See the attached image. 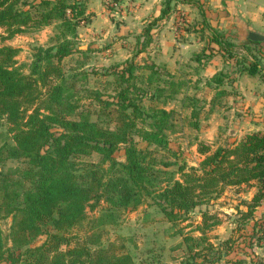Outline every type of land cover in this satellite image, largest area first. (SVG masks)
<instances>
[{
  "label": "trees",
  "instance_id": "16d2710c",
  "mask_svg": "<svg viewBox=\"0 0 264 264\" xmlns=\"http://www.w3.org/2000/svg\"><path fill=\"white\" fill-rule=\"evenodd\" d=\"M87 1L0 0V30L8 39L53 26L50 44L37 47L28 65L18 63L19 49L0 47V264H135L123 239L103 244L101 233L121 211L146 202L171 230L177 228L179 264H247L255 244L264 243V221L251 225L264 202V133L213 149L200 143L198 166L168 171L175 163L158 157L170 150L177 111L166 108L179 103L196 119L201 101L186 93V81L175 82L164 68L137 61L158 22L174 12L172 4L192 0H164L160 16L136 38L132 57L101 69L86 67L88 51L78 47V29L91 21ZM176 32L178 43L189 34L205 43L194 59L215 51L233 59L238 73L264 82L250 47H243L248 54L238 53L204 18L184 20ZM226 78L218 73L207 83L218 90ZM223 93L216 91V97ZM120 148L124 161L113 156ZM228 188L234 194L243 188L255 192L250 203L236 206L242 233L215 246L207 234L220 220L211 212ZM88 210L97 216L89 217ZM7 220L5 235L1 223Z\"/></svg>",
  "mask_w": 264,
  "mask_h": 264
},
{
  "label": "crops",
  "instance_id": "0c3cea01",
  "mask_svg": "<svg viewBox=\"0 0 264 264\" xmlns=\"http://www.w3.org/2000/svg\"><path fill=\"white\" fill-rule=\"evenodd\" d=\"M163 1L88 0L86 8L87 14L91 15V21L87 26L78 29V37L81 38V29L87 28L93 35L99 31L105 32L104 35L116 32L113 40L117 38L118 41L126 42L136 40L145 23L160 16ZM192 2L193 4H172L174 12L169 18L158 22L157 28L151 32L152 43L146 52L138 56L137 61L146 60L164 68L175 82L186 81L191 85V95L199 100L202 93L207 94V99L202 95L204 100L202 106L208 108L205 118L210 120L220 111L222 120H230L235 128L228 130L231 142L241 140L248 133H264V82L261 77L238 73L233 59L226 61L215 51L211 57L205 58L206 60L194 59L205 46L196 34L186 35L187 40L183 43H178L176 38L177 24L184 20L189 23L204 18L210 27L225 34L235 45L238 53L248 54L243 47H250V53L257 57V62L264 71V41H252L248 37L250 33L264 37V0H192ZM107 7L111 11H108ZM205 34L207 35V32ZM208 54L209 51L206 50L205 57ZM146 55L148 56L142 57ZM129 57L127 56L126 60ZM218 73L227 75V78L217 90L207 82ZM216 91L224 93L218 98ZM169 106L171 104L167 106V110L173 108ZM205 108L203 107L204 110ZM228 112L230 119L226 115ZM228 191L234 193L230 188L226 189V192ZM261 205L262 209L259 212L264 214V202ZM255 250L253 249L254 252Z\"/></svg>",
  "mask_w": 264,
  "mask_h": 264
},
{
  "label": "rangeland",
  "instance_id": "374dc122",
  "mask_svg": "<svg viewBox=\"0 0 264 264\" xmlns=\"http://www.w3.org/2000/svg\"><path fill=\"white\" fill-rule=\"evenodd\" d=\"M108 11H111L110 8H108ZM80 33L81 38H79L78 47L79 50L88 51V60L85 63L88 68L101 69L110 67L113 64L122 63L126 60L127 56L131 58V54L135 50V40L129 42L125 40L118 41V38L117 40H113V37H115L113 35L116 32L104 35L105 32L99 31L93 35L85 28L81 29ZM6 35L3 30H0V47L10 46L19 49L18 63L28 65L37 47H47L50 44V38L53 36V26L38 32L16 35L11 39H8ZM185 89L186 93L190 96L193 95H191L192 89L190 84H187ZM202 95L207 99V94L202 93ZM202 95L198 106L203 109L205 106H202V102L204 101L202 100ZM169 107H173L177 111L176 132L169 136V152H162L158 157L161 161L165 160L175 163L168 171H175L179 165L183 164L187 167L198 166L201 161V156L198 153V145L200 143L210 145L212 149L226 143H231L228 130H235V128L230 120L221 119L220 111L215 113L213 118L207 120L205 114L208 108H205L193 120L187 118L189 112L182 110L179 103H171ZM226 115L230 119L229 112ZM191 123H197L198 127H194ZM1 132H3L2 128H0ZM134 140L138 141L137 138H134ZM138 147L144 149L146 145L138 142ZM113 156L118 161H124L123 148H120ZM92 160L96 159L92 158ZM253 191V189L246 190V188H243L238 195L225 191V194L217 199L215 208L211 213L217 214L220 224L207 234L215 246H218V244L230 237L236 238V235L242 233L237 232V222L241 220V215L238 214L236 206L240 202L250 203ZM148 204L146 202L136 209L128 208L121 211L113 225L111 224L103 228L101 233L102 243L104 244L107 241L120 243V238L123 239L124 252L131 257L132 262L135 264H179L180 258L183 256V248L180 247L181 238L173 236L177 228L171 230L167 220ZM261 206L255 211L251 225L255 221H264V214L259 212L262 209ZM240 210L243 212L245 207L240 206ZM88 216L95 218L97 216L96 210L93 212L88 210ZM9 224L10 220L1 223V228L5 235L8 234ZM184 225L181 224L182 227ZM252 228V226H248V232L252 231ZM187 230H183L184 233ZM195 235L197 234L195 233ZM43 240L44 237L40 239V241ZM263 245V242L255 244L253 248L256 249L255 252L252 251L251 256L247 259L242 255L238 257L246 259L247 264H258V262L264 260Z\"/></svg>",
  "mask_w": 264,
  "mask_h": 264
},
{
  "label": "water",
  "instance_id": "95a60500",
  "mask_svg": "<svg viewBox=\"0 0 264 264\" xmlns=\"http://www.w3.org/2000/svg\"><path fill=\"white\" fill-rule=\"evenodd\" d=\"M248 37L252 41H264V37L263 36H260V35L254 34V33H250L248 35Z\"/></svg>",
  "mask_w": 264,
  "mask_h": 264
}]
</instances>
